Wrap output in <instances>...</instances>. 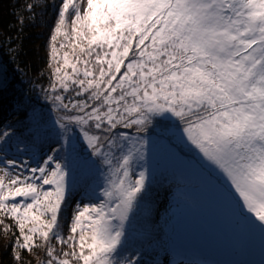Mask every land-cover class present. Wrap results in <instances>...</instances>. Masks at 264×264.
<instances>
[{
  "label": "snow or ice",
  "instance_id": "snow-or-ice-1",
  "mask_svg": "<svg viewBox=\"0 0 264 264\" xmlns=\"http://www.w3.org/2000/svg\"><path fill=\"white\" fill-rule=\"evenodd\" d=\"M38 5L29 4L31 12ZM49 39L46 136L0 126V231L13 261L143 264L128 226L150 186L154 133L223 181L264 231V0H59ZM93 172L72 207L70 174ZM70 215L67 220L65 213Z\"/></svg>",
  "mask_w": 264,
  "mask_h": 264
},
{
  "label": "trees",
  "instance_id": "trees-1",
  "mask_svg": "<svg viewBox=\"0 0 264 264\" xmlns=\"http://www.w3.org/2000/svg\"><path fill=\"white\" fill-rule=\"evenodd\" d=\"M59 0H0V52L5 64L12 71L14 80L9 87L0 91V126L10 128L16 137L31 143L36 135L31 154L23 157L15 153L17 159L31 156L36 163L49 152L54 143L46 136V129L35 128L30 105L49 109L43 99L42 88L48 86L49 39L56 18ZM38 5L33 11L28 5ZM153 139L162 150L170 147L178 156L188 160L191 157L177 147L170 137L153 134ZM93 174L76 171L72 178V207L88 203L94 197L85 195V190L93 181ZM195 179L182 170L172 167L168 157H164L162 169L150 178V186L135 210L128 232L130 247L139 251L143 264H206L193 255L192 249L183 247L181 227L176 224L175 204L170 203L175 195L187 194V186ZM182 186V188H180ZM70 213H65L67 220ZM11 233L0 231V264H15L11 244ZM182 246V249L179 248ZM21 264H44L43 250H33L31 254L22 253Z\"/></svg>",
  "mask_w": 264,
  "mask_h": 264
},
{
  "label": "rangeland",
  "instance_id": "rangeland-1",
  "mask_svg": "<svg viewBox=\"0 0 264 264\" xmlns=\"http://www.w3.org/2000/svg\"><path fill=\"white\" fill-rule=\"evenodd\" d=\"M30 108L35 128L46 129L49 109L38 105H30ZM77 152L80 158L74 163L70 183L76 171L93 174L82 164V160L87 157V149L79 142ZM165 156L172 167L195 179L187 186V194L175 195L170 202L176 207V224L181 227L180 231L184 235L181 242L183 247L192 249L193 255L196 254L206 264H243L247 230L235 202L224 194L221 187L223 181L211 179L198 163L181 158L170 147L162 150L156 142L150 154V178L162 169ZM179 248L182 249V246Z\"/></svg>",
  "mask_w": 264,
  "mask_h": 264
},
{
  "label": "water",
  "instance_id": "water-1",
  "mask_svg": "<svg viewBox=\"0 0 264 264\" xmlns=\"http://www.w3.org/2000/svg\"><path fill=\"white\" fill-rule=\"evenodd\" d=\"M13 77L0 52V91L5 90L10 85ZM243 223L247 230V238L244 242L245 259L243 264H264V231L254 227L251 221L244 216Z\"/></svg>",
  "mask_w": 264,
  "mask_h": 264
}]
</instances>
